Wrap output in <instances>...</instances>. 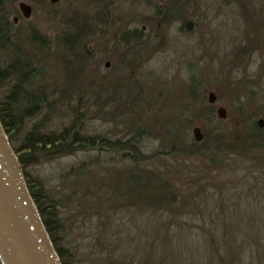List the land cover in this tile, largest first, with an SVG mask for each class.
Segmentation results:
<instances>
[{
    "label": "trees",
    "instance_id": "trees-1",
    "mask_svg": "<svg viewBox=\"0 0 264 264\" xmlns=\"http://www.w3.org/2000/svg\"><path fill=\"white\" fill-rule=\"evenodd\" d=\"M18 1L0 0V127L16 156L27 192L60 264H77L76 256L63 233L60 209L62 200H56L49 194L48 182L37 168L73 154L92 155L58 176L60 188L68 191L64 199L75 204V207H83L81 202L85 201V208L94 210H98L100 205L91 203L90 199H100V204L104 203L109 213L111 211L112 215H122L113 223L114 229L110 228L115 236L130 230L131 219V233L134 235L139 229L151 225L156 231L174 236L185 234L203 240L214 234L224 237L233 223L224 214L234 213L239 203L220 204L215 198L235 199L250 193L253 194V202L264 203V132L254 120L258 112L251 114L245 105L237 102L235 116L241 130L233 134L225 128L220 129L219 125L225 121L217 119L215 107L207 103L204 89L199 88L203 81L201 77H190L195 86L187 90L185 105L171 118L168 127L166 124H156L154 119L150 120V117L134 108L131 109V117L116 111L109 98L102 108H92V104L83 100L85 91L79 89L81 69L77 67L82 62L76 58L79 55L83 59L88 56V52H82L79 48L77 50L74 45L66 50L70 58L56 56V48L53 49L56 45L48 47L49 39L41 36L35 29L28 28L21 36L14 33L10 17L14 14ZM97 1L98 7H101L102 0ZM170 4L173 5L172 8L164 7L160 15L155 14L151 20L143 22L149 27L154 20L159 24V27L155 24L153 30L148 28L145 37L140 31L125 32L122 24L116 26L110 39L117 45L126 47L118 60L123 55H128L131 62L135 56L139 59L142 55L137 52L142 46L145 58L161 48L165 43L162 30L173 22L183 20L174 2ZM152 39H157V42L146 46ZM62 40L66 41L56 37L54 43ZM108 76L109 74L101 75L99 83H103ZM222 83L220 86L225 89L227 85L224 81ZM248 85L244 94L250 102L256 96L255 89L258 85L252 81ZM99 95H91L95 105L99 104ZM239 98L238 96V100ZM144 106L150 107L149 104ZM104 114L109 117L105 118ZM196 118L203 119L205 125H208L202 128L203 137L200 142H195L191 133L189 135ZM229 119L231 115H227L225 120ZM99 120L122 127L124 135H131V147L129 140L108 143L97 135L88 134L86 123ZM143 139L157 140L161 151L143 155L139 147V140ZM103 151L114 154L126 151L129 154L120 157V163L127 165L126 183L131 189H123L122 192L119 187L114 188L116 180L112 183L99 182L92 190L87 185L80 189H68L63 185L66 181L86 179L92 174H105L116 168L115 164H110L112 162L102 163L105 157L101 153H106ZM179 153L198 158L200 165L208 169L205 175L200 169L197 174L185 173L181 178L185 189L175 188L166 181L163 174L150 168L163 163V158H174ZM221 169L222 173H219ZM227 184L239 185L248 190L238 195L233 193L235 189H228ZM118 191L119 198L114 201L113 193ZM111 202L115 205L111 206ZM248 208V212L252 211V207ZM258 210L262 213L264 207ZM123 215L128 219L122 221L121 218H125ZM204 216L212 217V220H199L197 223L192 221L195 217ZM160 218L166 219L161 221ZM253 225L252 221L244 224L249 231L253 230ZM238 236L239 234L232 233L233 242L226 248H219L217 242H212L209 247L210 257L205 264H264V245L261 246L259 240L249 236L243 240L238 239ZM133 238L131 237V244ZM114 244L115 248L122 249L125 243L116 237ZM136 262L140 264L135 256H131V264Z\"/></svg>",
    "mask_w": 264,
    "mask_h": 264
},
{
    "label": "rangeland",
    "instance_id": "rangeland-1",
    "mask_svg": "<svg viewBox=\"0 0 264 264\" xmlns=\"http://www.w3.org/2000/svg\"><path fill=\"white\" fill-rule=\"evenodd\" d=\"M108 1L104 2V6L97 8L99 6L97 0H57L56 4H50L48 0H19L14 14L10 17L11 22L12 18L16 17V22L12 23L13 32L21 36L28 28L35 29L41 36L49 39L48 47L52 48L56 45L53 48H56V56H68L66 50L74 45L77 50L79 48L82 52H88L87 57L80 59L81 57L77 55L76 58L82 62L81 68L77 67L81 69L78 78L79 89L85 91L83 100L87 104H92L94 106L92 108H102L109 98L113 101L114 104L111 106L116 111L131 117L134 108L150 117V120L154 119L156 124L160 123L161 126L166 124L168 127L171 118L181 111L182 105H185L187 90L195 86L190 77H201L203 81L199 84V88L204 89L205 99L207 94L212 92L216 96L217 104L225 109L226 117L231 115L229 120H225V117V122L219 125L220 129L225 128L233 134L241 130L235 116L238 102L245 105L244 107L248 108L251 114L259 113L254 120L255 122L257 119L263 120L260 129L264 132V0H244L242 12L237 5L233 7L231 13L228 12V15L221 16L216 21L212 18L210 1L197 0L195 16H190L192 8L187 11L186 16L196 25L192 32H181L179 30L181 22H173L162 30L165 43L161 48H157L153 54L145 58L141 50L142 46L137 52L142 57L138 59L135 56L133 62L128 55H123L121 60H118L126 47L117 45L110 39L112 32L121 24L125 27V32H131V20L135 21L134 23L137 24L135 28L140 31V26L145 25L146 19L153 18L155 8L163 5L164 1L150 0V6L144 5L148 0H116L115 2L112 0V4ZM19 2L31 8L28 19H23L18 12ZM169 3L170 1L166 0V4ZM109 14L113 15L114 24L110 22ZM227 20L230 25L217 26L221 21L227 22ZM81 22L88 24L87 27L81 28L83 31L77 28ZM155 24L154 20L150 27L146 25L141 35L145 37L149 29H155ZM56 37L66 41L54 43ZM155 42L157 39H152L146 46ZM240 46L247 48V55L241 57L235 55ZM104 61L109 62V69H104ZM107 74H109L108 78L100 84V76ZM221 81L227 85L225 89L221 88ZM250 81L258 86L255 89L256 96L249 102L248 97L245 98L244 91L248 90ZM90 93L100 94L99 104H94ZM236 95L240 97L239 100ZM147 104L150 105L149 108H145L144 105ZM103 116L109 117L108 114ZM107 122L103 120L88 122L86 131L90 135L105 139L108 143L116 140L122 143L129 140L131 147V135H124L125 130H122V127ZM115 123L117 124L118 121ZM205 124L203 119L196 118L193 127H198L202 133L203 126H208ZM190 133L191 129L189 135ZM139 147L140 152L147 156L161 151L158 141L152 139L139 140ZM103 152L106 153H101L105 157L102 163L112 162L110 164H115L116 168L110 169L105 174H92L86 179L66 181L63 185L68 189L78 187L80 189L87 185L88 189L92 190L99 182L112 183L116 180L114 188L119 187L120 191L131 189L126 183L127 165L120 163V157L129 154L126 151H117V155L108 151ZM89 155L92 154L77 153L52 163L42 164L37 168L48 182L49 194L56 200H62L60 209L63 233L68 246L75 253L77 264H131V256H135L140 264H205L210 257L211 243L217 242L219 248H226L233 242L232 233L239 234L238 239L243 240L249 236L251 239L259 240L261 246L264 245V211L260 213L261 211L258 210L264 207V203L253 202V194L240 195L248 189L240 188L235 184L226 186L228 189H235L233 193L236 192L235 194L240 197L223 200L215 198L220 204L239 203L234 213L224 214L227 220L233 222L224 237L214 234L211 238L203 240L185 234L174 236L156 231L151 225L139 229L134 235L131 233V219L130 230L115 236L110 228L114 229L113 223L115 224L122 215H112L111 211L109 213L104 203L100 204V199L99 201L90 199L91 203L100 205L98 210L85 208V201L81 202L83 207H75V204L64 199L68 191L62 190L57 180L59 175L68 168L76 166L80 161H85ZM163 159V163H157L150 168H155L157 173L163 174L166 181L175 188L185 189L181 179L185 173L197 174L200 169L205 175L208 171L200 165L198 158L185 153ZM118 161L119 163L116 164ZM219 173H222V169ZM113 197L114 201L117 200L119 191L113 193ZM114 205L111 202V206ZM248 206L252 207V211L248 212ZM123 217L125 218H121L122 221L128 219L126 215ZM199 220L207 222L212 220V217H195L192 221L197 223ZM247 221L253 222V230L249 231L244 226ZM116 237L125 243L122 249L114 247ZM131 237H134L132 244Z\"/></svg>",
    "mask_w": 264,
    "mask_h": 264
},
{
    "label": "water",
    "instance_id": "water-1",
    "mask_svg": "<svg viewBox=\"0 0 264 264\" xmlns=\"http://www.w3.org/2000/svg\"><path fill=\"white\" fill-rule=\"evenodd\" d=\"M55 4L57 0H48ZM17 10L23 19H28L31 9L19 2ZM16 17L12 18V23ZM187 31L191 23L186 22ZM215 100L213 93L206 97L208 104ZM219 120L226 117L225 110L215 109ZM257 127L263 126V120H256ZM195 142L202 140L198 127L191 129ZM0 262L1 264H60L51 242L39 220L37 211L29 196L16 156L7 143L0 127Z\"/></svg>",
    "mask_w": 264,
    "mask_h": 264
},
{
    "label": "flooded vegetation",
    "instance_id": "flooded-vegetation-1",
    "mask_svg": "<svg viewBox=\"0 0 264 264\" xmlns=\"http://www.w3.org/2000/svg\"><path fill=\"white\" fill-rule=\"evenodd\" d=\"M107 0H102V2H101V6H104L105 5V3L104 2H106ZM111 1V2H110ZM114 2L116 1V0H113ZM112 0H109L108 2H109V4H112V2H113ZM161 1H164V3H162L163 5H161L159 8H155V10H154V15L155 14H157V15H160L161 14V12H162V10H163V8L165 7H169V6H171L170 8H172L173 7V5L172 4H170L171 2H174V4L176 5L175 6V8L177 9V12H179V14L181 15V16H184V18H183V20H182V22H181V27H180V31L181 32H184V33H190V32H192L193 31V29L195 28V23L192 21V19L191 18H187L186 16H187V11H189L190 10V8H192L191 9V11H190V16H195V9H196V2H197V0H169L170 1V3H169V5H167L166 4V0H161ZM210 1V7H211V13H212V18H213V20H215L216 21V19L217 18H219V17H221V16H226V15H228L229 13L228 12H232V9H233V7H235V6H239V10L242 12L243 11V8H244V0H209ZM56 4V3H55ZM150 0H148V1H145V3H144V5H146V6H150ZM99 8V7H98ZM31 9V8H30ZM231 15V14H230ZM112 16V17H111ZM109 18H110V22L111 23H113L114 24V21H113V15H110L109 14ZM135 21L134 20H131V31H133V32H135V31H137V29L135 28V25H137V24H135L134 23ZM186 22H189V23H191V30L190 31H187L186 30V27H185V23ZM95 26H98V24H94ZM93 25V26H94ZM221 25H223V26H227V25H230L229 23H228V20H227V22H222L221 21V23L219 24V25H217V26H221ZM88 26V24L86 23V22H81V23H79L78 25H77V28L78 29H81V28H84V27H87ZM156 27H159V24H156ZM146 29V25H141L140 26V32H142L143 30H145ZM247 48L246 47H241L240 46V48L238 49V51L236 52L237 54H235L237 57H241V56H243V55H247ZM253 52H251V54H252ZM251 54H250V56H251ZM237 57H235V59L237 58ZM233 58H234V56H233ZM103 67H104V69H109V62L108 61H104V63H103ZM212 93V92H211ZM214 95V94H213ZM214 97H215V100H214V102L212 103V104H209V105H213L214 107H215V109L216 108H222V109H224L223 107H221V106H219L218 104H217V102H216V96L214 95ZM225 110V109H224Z\"/></svg>",
    "mask_w": 264,
    "mask_h": 264
}]
</instances>
